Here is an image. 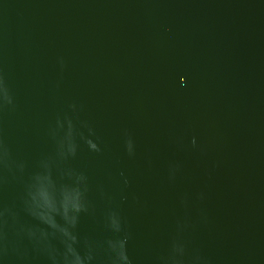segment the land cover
<instances>
[{
    "label": "water",
    "instance_id": "1",
    "mask_svg": "<svg viewBox=\"0 0 264 264\" xmlns=\"http://www.w3.org/2000/svg\"><path fill=\"white\" fill-rule=\"evenodd\" d=\"M0 264H264V0H0Z\"/></svg>",
    "mask_w": 264,
    "mask_h": 264
}]
</instances>
